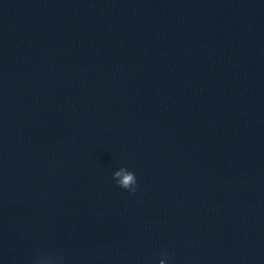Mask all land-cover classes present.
Returning a JSON list of instances; mask_svg holds the SVG:
<instances>
[{
    "label": "water",
    "instance_id": "95a60500",
    "mask_svg": "<svg viewBox=\"0 0 264 264\" xmlns=\"http://www.w3.org/2000/svg\"><path fill=\"white\" fill-rule=\"evenodd\" d=\"M0 264H264V0H0Z\"/></svg>",
    "mask_w": 264,
    "mask_h": 264
},
{
    "label": "clouds",
    "instance_id": "9594fccd",
    "mask_svg": "<svg viewBox=\"0 0 264 264\" xmlns=\"http://www.w3.org/2000/svg\"><path fill=\"white\" fill-rule=\"evenodd\" d=\"M117 175H119V173H117ZM132 182V176H128L125 178V180L122 182L123 186L127 187V185Z\"/></svg>",
    "mask_w": 264,
    "mask_h": 264
}]
</instances>
